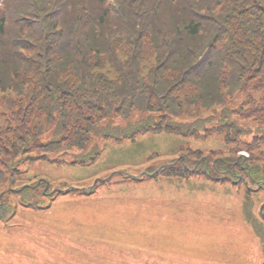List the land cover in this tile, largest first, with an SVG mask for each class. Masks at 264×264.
Returning a JSON list of instances; mask_svg holds the SVG:
<instances>
[{"label":"trees","instance_id":"1","mask_svg":"<svg viewBox=\"0 0 264 264\" xmlns=\"http://www.w3.org/2000/svg\"><path fill=\"white\" fill-rule=\"evenodd\" d=\"M147 134L229 148L184 146L153 180L240 176L264 190V0L3 1L0 214L25 163L89 166ZM19 197L30 205L31 189Z\"/></svg>","mask_w":264,"mask_h":264},{"label":"rangeland","instance_id":"2","mask_svg":"<svg viewBox=\"0 0 264 264\" xmlns=\"http://www.w3.org/2000/svg\"><path fill=\"white\" fill-rule=\"evenodd\" d=\"M145 136L110 143L87 167L68 165L70 156L61 165L25 163V183L39 179L51 189H84L120 171L135 176L171 164L184 146L208 158L209 150H229L220 136L197 143ZM119 180L98 185L95 196L66 193L50 204L42 189L32 192L28 203L44 209L23 208L21 193L5 195L12 215L0 223V264H264V190L249 181L233 186L204 176Z\"/></svg>","mask_w":264,"mask_h":264},{"label":"water","instance_id":"3","mask_svg":"<svg viewBox=\"0 0 264 264\" xmlns=\"http://www.w3.org/2000/svg\"><path fill=\"white\" fill-rule=\"evenodd\" d=\"M139 177H140V176H139ZM139 177H134V176H130V175H125V178H130V179H138ZM109 179H110V178H107L106 180H100V182L109 181ZM96 183H97V181H95L94 186L96 185ZM46 189H47V187H46ZM92 189H93V187H91L90 190H88L86 193H89ZM68 191H69V190H68ZM68 191H67V192H68ZM50 195H52V193H51ZM262 208H264V204L262 205ZM262 208H261V209H262Z\"/></svg>","mask_w":264,"mask_h":264}]
</instances>
